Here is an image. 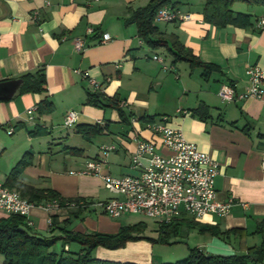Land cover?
<instances>
[{"label": "crops", "instance_id": "1", "mask_svg": "<svg viewBox=\"0 0 264 264\" xmlns=\"http://www.w3.org/2000/svg\"><path fill=\"white\" fill-rule=\"evenodd\" d=\"M180 1L183 5L179 11L190 19L155 25L167 38L176 37L202 63L219 69L207 80L202 78L200 68L192 69L185 61L174 62L167 47L143 49L146 45L138 38L135 25L126 20L149 0H0V82L40 69L46 79L42 94H16L9 100H0L1 178L5 183L11 170L29 152L32 163L23 169L19 183L35 190H53L65 199L106 201L113 197L104 188V175L138 174L131 167L134 138L153 142L161 155L168 153L160 136L147 128L151 117L152 122L165 117L170 128L179 130L187 142L195 144L218 165L216 198L222 202L234 200L228 215H207L195 222L221 232L240 229L247 233L242 239L225 237V244L224 237L200 233L195 228L206 238L202 245L192 248L205 255L245 254L262 241L253 232L257 220L264 216V98L224 102L218 92L223 84L243 92L248 85L246 69L253 65L264 67V31L254 26L257 19L264 17V6L236 2L232 11L249 15L252 25L219 28L203 21L202 0H194V5L193 0ZM88 28L93 32L88 34ZM103 34L111 37L105 44L100 43ZM76 40L83 42L79 52L75 50ZM154 55L163 64L153 61ZM90 80L103 85V94L117 101L124 117L114 107L85 103L88 92H92ZM44 99L51 102L52 112L38 111ZM201 103L209 108L205 120L190 114ZM33 107L36 110L29 116L27 110ZM68 111L78 114L72 128L63 125ZM96 123L102 133L90 140L77 132L78 125ZM104 146L115 149L103 157ZM69 148L78 152L70 153ZM97 160L103 161L99 175L82 173L88 161ZM90 214L72 220L69 229L116 234L123 226L119 218L99 211ZM53 216L58 217L61 228L69 212L34 207L29 215L31 229L50 236L52 226L48 220ZM6 217L0 211V218ZM179 220L181 231L193 219L183 216ZM231 239L238 245H233ZM74 245L77 247L72 249ZM130 246L140 250L125 254ZM192 248H188L187 256ZM67 249L78 252L80 246L71 244ZM155 249L154 243L128 242L125 248L116 250L98 247L95 258L161 264Z\"/></svg>", "mask_w": 264, "mask_h": 264}, {"label": "trees", "instance_id": "2", "mask_svg": "<svg viewBox=\"0 0 264 264\" xmlns=\"http://www.w3.org/2000/svg\"><path fill=\"white\" fill-rule=\"evenodd\" d=\"M202 1L203 21L219 28L227 26L247 28L252 25L249 15L232 11V5L236 2L264 6V0ZM182 5L183 3L180 0H149L147 5L133 11L126 23L135 25L138 38L146 46L152 49L167 47L174 58V62L185 61L192 69L200 68L202 70V78L207 80L213 72L219 71V69L211 64L202 63L176 37L167 38L166 34L161 32L155 25V17L160 9L171 7L179 10L178 7ZM18 79L22 80V84L17 95L25 93L42 94L46 91V79L43 69L34 73H26ZM85 103L94 107H114L120 116L124 117V113L118 106L117 101L106 98L102 91L88 92ZM38 106V111L40 112L50 113L53 110L51 102L47 99L41 101ZM208 113L209 108L203 103L190 111L193 117H198L202 120L207 119ZM152 120H154L153 117L148 119L147 122H152ZM102 130L98 123L77 126V132L85 140H90L100 135ZM68 151L70 153L78 152L74 148H69ZM31 156L29 152L26 153L11 170L5 181L7 187L19 192L23 198L36 205L40 202L57 201L59 206L63 207L66 203L80 200L79 198L65 199L53 190H35L19 183L18 179L23 169L32 163ZM87 212L95 211L87 207L70 211L68 218L61 222L63 224L61 228L58 227L60 224L58 217L53 216L51 234L47 237L35 233L21 216L9 215L6 218H0V255L3 257L0 264H134L100 260L93 257L92 254L98 247L116 250L124 247L128 242L141 239H146L154 244L169 245L171 244L170 238L178 236L181 228L180 220L168 225L157 223L158 236L156 239L141 235L146 229V225L141 222L134 225L121 226L116 234L78 233L69 229L72 220L79 219ZM187 225L191 228H197L200 233L209 232L217 237H224V239L229 238L230 235L242 239L247 235L245 231L240 229L221 232L217 228L202 226L195 220H191ZM56 230H58V234H54ZM253 235H259L262 241L258 246L248 248L245 254L230 256L205 255L199 249L192 248L189 249V254L186 258L175 263L161 264H259L264 260V216L257 220ZM71 244L79 245L80 250L78 252L66 250V247Z\"/></svg>", "mask_w": 264, "mask_h": 264}, {"label": "built area", "instance_id": "3", "mask_svg": "<svg viewBox=\"0 0 264 264\" xmlns=\"http://www.w3.org/2000/svg\"><path fill=\"white\" fill-rule=\"evenodd\" d=\"M188 19L189 15H183L171 7H164L158 11L155 22L169 23ZM254 26L264 31V17L257 19ZM92 32L91 28L87 29L88 34ZM110 40L109 34H103L100 43L105 44ZM82 49L83 42L76 40L75 50L79 52ZM152 60L163 64V60L157 55L152 56ZM163 68L166 69L165 66ZM245 75L248 85L241 93H237L231 85H221L218 96L222 101L264 98V67L249 66ZM89 85L92 92L102 91L103 85L94 80H90ZM35 110V107L30 108L27 114L31 116ZM77 120L78 114L68 111L64 116L63 125L72 128ZM166 121L163 117L160 121L148 123L147 128L160 136L167 154H159L151 141L134 138L135 150L131 155V167L138 171V174L103 176L104 188L116 197L102 202L80 199L78 202L66 203L63 207L59 206L57 201L36 205L23 198L19 192L7 187L0 174V211L7 216L23 217L29 227H32L29 215L34 207L47 211L65 209L67 212L87 207L113 219L123 215L140 214L165 225L183 216H190L199 221L207 215H228L234 200L222 202L216 198L214 180L219 174L218 165L195 144L187 142L179 130L170 128ZM11 133L12 130H9L8 134ZM114 149L113 146L102 147L103 157ZM102 163L100 160L88 161L82 173L99 175ZM48 225L52 226L51 218Z\"/></svg>", "mask_w": 264, "mask_h": 264}, {"label": "rangeland", "instance_id": "4", "mask_svg": "<svg viewBox=\"0 0 264 264\" xmlns=\"http://www.w3.org/2000/svg\"><path fill=\"white\" fill-rule=\"evenodd\" d=\"M194 2L196 1H192V5H194ZM161 27V24H159ZM144 50H149V48L147 46L143 47ZM154 61V60H153ZM162 66V65H161ZM107 113H109V109L106 110ZM112 197H116L114 195H112ZM89 215H91L89 213ZM120 221V223H122L123 226H128V225H134L137 223H144L146 225V229L144 230V232L141 234L145 237H150V238H154L156 239L158 236L157 233V229H158V225L156 223L155 220L150 219L148 217H145L143 215L140 214H131V215H123L122 217H120L118 219ZM206 235H201L199 234L195 228H191V227H186L183 226L179 235L176 237H171L170 238V243L171 244H155V256L160 257V261L162 263H175L176 261H179L181 259H184L187 256V250L188 248H192L194 246L197 245H202V243L205 242V237ZM140 241H145L147 243H151L146 239H141L138 241H131L130 243H139ZM175 242V243H173ZM225 244H227V240H224ZM235 242V243H234ZM231 243L234 245H238V241H234L233 239H231ZM126 245V244H125ZM76 245L72 246L74 249ZM77 247V246H76ZM122 248H125L122 247ZM121 249V248H120ZM125 254H131L135 251H139L140 249H135L133 248V246L127 247V249H125ZM234 251V252H233ZM232 254L235 253V250H232L231 252ZM93 257H96V253L95 250L93 252ZM230 255V254H228ZM157 257H154V260L157 261L156 259ZM3 257L0 255V263L2 262Z\"/></svg>", "mask_w": 264, "mask_h": 264}, {"label": "water", "instance_id": "5", "mask_svg": "<svg viewBox=\"0 0 264 264\" xmlns=\"http://www.w3.org/2000/svg\"><path fill=\"white\" fill-rule=\"evenodd\" d=\"M22 84L21 79H12L0 82V100L13 98Z\"/></svg>", "mask_w": 264, "mask_h": 264}]
</instances>
